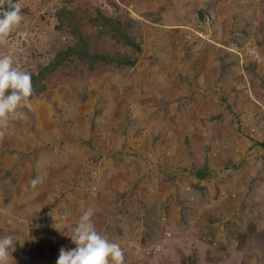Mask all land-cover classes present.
Wrapping results in <instances>:
<instances>
[{"label": "rangeland", "instance_id": "rangeland-1", "mask_svg": "<svg viewBox=\"0 0 264 264\" xmlns=\"http://www.w3.org/2000/svg\"><path fill=\"white\" fill-rule=\"evenodd\" d=\"M15 3L23 20L0 56L34 86L0 122L13 264H56L89 209L125 264H264V0H0V12ZM71 47L81 55L60 53Z\"/></svg>", "mask_w": 264, "mask_h": 264}, {"label": "clouds", "instance_id": "clouds-1", "mask_svg": "<svg viewBox=\"0 0 264 264\" xmlns=\"http://www.w3.org/2000/svg\"><path fill=\"white\" fill-rule=\"evenodd\" d=\"M23 20L21 5L15 3L10 9L0 12V42ZM33 94L32 77L28 71L14 65L11 55L0 56V122L15 116L20 106ZM39 178L30 183L35 186ZM93 210L85 211L73 227L70 238L71 248L61 247L56 264H125L121 246L101 234L92 217ZM20 242L13 235L0 238V264H13L12 252Z\"/></svg>", "mask_w": 264, "mask_h": 264}, {"label": "trees", "instance_id": "trees-1", "mask_svg": "<svg viewBox=\"0 0 264 264\" xmlns=\"http://www.w3.org/2000/svg\"><path fill=\"white\" fill-rule=\"evenodd\" d=\"M62 54H70V53H76V54H79V51L77 49H75L74 47H71V48H68L66 49L65 51L63 52H60ZM81 55V54H79ZM91 55H89L90 57ZM93 58H100L99 55H93L92 56ZM120 64H124V65H133L134 64V60H130L129 58H126V57H123L122 60L119 62ZM32 77V87L34 86V76H31Z\"/></svg>", "mask_w": 264, "mask_h": 264}]
</instances>
